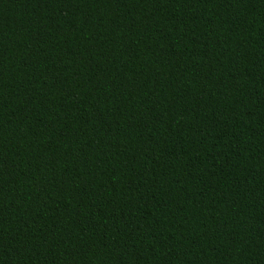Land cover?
Instances as JSON below:
<instances>
[{
	"label": "trees",
	"instance_id": "1",
	"mask_svg": "<svg viewBox=\"0 0 264 264\" xmlns=\"http://www.w3.org/2000/svg\"><path fill=\"white\" fill-rule=\"evenodd\" d=\"M0 264H264V0H0Z\"/></svg>",
	"mask_w": 264,
	"mask_h": 264
}]
</instances>
